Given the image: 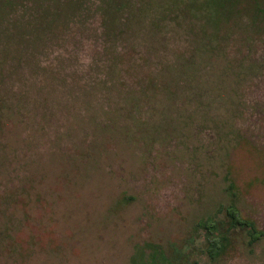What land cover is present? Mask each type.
Returning a JSON list of instances; mask_svg holds the SVG:
<instances>
[{
	"label": "rangeland",
	"instance_id": "1",
	"mask_svg": "<svg viewBox=\"0 0 264 264\" xmlns=\"http://www.w3.org/2000/svg\"><path fill=\"white\" fill-rule=\"evenodd\" d=\"M116 1L0 0V264H264V17Z\"/></svg>",
	"mask_w": 264,
	"mask_h": 264
},
{
	"label": "trees",
	"instance_id": "2",
	"mask_svg": "<svg viewBox=\"0 0 264 264\" xmlns=\"http://www.w3.org/2000/svg\"><path fill=\"white\" fill-rule=\"evenodd\" d=\"M14 1L15 0H6V2ZM107 1L113 4L114 6L118 3L116 0ZM7 7L10 6L8 5ZM11 7H13V5H11ZM200 11L203 15L206 14L207 22H209L210 25H213V27L216 29V34H218L220 29H225L224 25L228 24L229 21H241V19L246 18L245 15L248 11L255 17L257 15L264 17V0H204L200 4ZM40 17L42 16L40 15ZM40 17H38V19ZM247 20L248 22L252 21L249 18H247ZM207 39L208 40L205 45L211 46L214 42L213 38L207 37ZM230 208L231 210H229ZM226 220V228H223L222 223L218 220L214 222L211 220L208 222L204 221L201 224L202 228L206 229L207 233L209 234L206 239L205 249L212 258L215 255H217L218 257L222 252L218 243L221 242V238L223 237V235L226 236L229 233L231 234L234 228L243 229L245 227H249L248 224L240 218L239 212L234 205H230L226 209ZM221 227L222 229H219ZM249 229L250 239H257L260 235V232L257 231L253 226H250ZM176 256L180 257L181 254L177 253ZM187 260L189 259L187 258ZM169 263L173 264L174 261L170 260Z\"/></svg>",
	"mask_w": 264,
	"mask_h": 264
}]
</instances>
